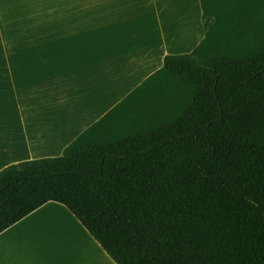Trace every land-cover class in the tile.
Returning a JSON list of instances; mask_svg holds the SVG:
<instances>
[{"label": "trees", "instance_id": "16d2710c", "mask_svg": "<svg viewBox=\"0 0 264 264\" xmlns=\"http://www.w3.org/2000/svg\"><path fill=\"white\" fill-rule=\"evenodd\" d=\"M205 37L59 157L0 171V234L49 202L116 264H264V0H201Z\"/></svg>", "mask_w": 264, "mask_h": 264}, {"label": "crops", "instance_id": "0c3cea01", "mask_svg": "<svg viewBox=\"0 0 264 264\" xmlns=\"http://www.w3.org/2000/svg\"><path fill=\"white\" fill-rule=\"evenodd\" d=\"M205 37L201 0H0V171L59 157ZM0 264H116L62 205L0 234Z\"/></svg>", "mask_w": 264, "mask_h": 264}]
</instances>
